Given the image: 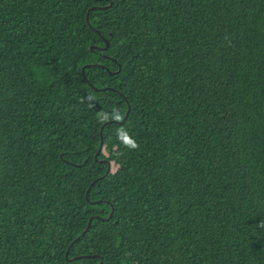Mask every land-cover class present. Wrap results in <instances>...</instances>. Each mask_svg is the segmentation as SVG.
I'll return each instance as SVG.
<instances>
[{"label":"trees","instance_id":"obj_1","mask_svg":"<svg viewBox=\"0 0 264 264\" xmlns=\"http://www.w3.org/2000/svg\"><path fill=\"white\" fill-rule=\"evenodd\" d=\"M0 264H264V0H0Z\"/></svg>","mask_w":264,"mask_h":264},{"label":"water","instance_id":"obj_2","mask_svg":"<svg viewBox=\"0 0 264 264\" xmlns=\"http://www.w3.org/2000/svg\"><path fill=\"white\" fill-rule=\"evenodd\" d=\"M112 6H113V2H111V3H110L109 5H107V6L102 7L101 9L106 10V9L111 8ZM90 12H91V10H89V12H88V14H87V19H86V20H87V23H88L89 27L92 28ZM109 47H110V42L107 41V40H105V47L100 48V49L103 50V51H107V50L109 49ZM91 49L94 50L93 47H92ZM108 58H109V57H108ZM92 66H98V65H86V66L82 69V74H83V76H84V78H85L86 80H87V77H86V74H85V70L88 69V68H91ZM101 67L104 68V66H101ZM121 71H122V68L119 66V68H118V70H117L116 72H111V71H109V74H110L111 76H115V75L119 74ZM130 110H131V109H130V107L128 106V111H127V113H126L124 119H123L121 122L115 120V121H109V122H107V123H105V124L103 125V127H102V129H101V131H100V135H101V146H100V148H99V150H98V153L96 154V159L98 158L99 154L101 153V151H102V147H103V144H104V140H103V130H104V128L107 127V126H109V125H111V124H120V125H122V124L125 122V120L128 118L129 113H130ZM101 162H106V161H101ZM110 171H111V168L108 169V173H109ZM94 184H95V183H93V185H94ZM113 214H114V208L112 207V211H111V213H110V216H109L106 220H110V219L113 217ZM99 219H102V218H100V217H98V216H96V217H91L90 220H89V222H88L87 228H86L85 231H84V233H83L81 236H79L78 238H76V239L73 241V243H71V245L68 247V250H67V252H66V258H67L70 262H74V261H78V260H81V259L88 258V256H78V257L69 258V254H70L71 248H72V247H73V246H74V245H75V244L81 239L82 236H84V235L89 231V229H90L91 226H92L93 221H94V220H99ZM102 220H104V219H102Z\"/></svg>","mask_w":264,"mask_h":264},{"label":"clouds","instance_id":"obj_3","mask_svg":"<svg viewBox=\"0 0 264 264\" xmlns=\"http://www.w3.org/2000/svg\"><path fill=\"white\" fill-rule=\"evenodd\" d=\"M127 143L129 144V146L131 147H136L137 145L135 144L134 141L128 140Z\"/></svg>","mask_w":264,"mask_h":264}]
</instances>
